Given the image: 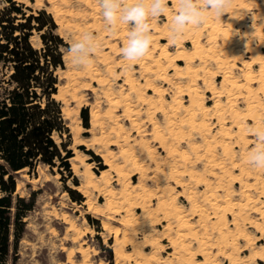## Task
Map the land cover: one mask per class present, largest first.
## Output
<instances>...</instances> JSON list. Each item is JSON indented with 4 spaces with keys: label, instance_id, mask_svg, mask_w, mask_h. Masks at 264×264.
Returning a JSON list of instances; mask_svg holds the SVG:
<instances>
[{
    "label": "rangeland",
    "instance_id": "obj_1",
    "mask_svg": "<svg viewBox=\"0 0 264 264\" xmlns=\"http://www.w3.org/2000/svg\"><path fill=\"white\" fill-rule=\"evenodd\" d=\"M13 1L23 6L25 17L36 16L39 11H45L56 27L54 33L66 45L60 47L64 69L55 71L58 85L53 99L60 103L61 113L63 109L70 113L69 121L63 118L69 136L63 135L61 140L53 134L52 139L58 147L63 143L71 158L68 159L70 172L62 168L50 169L38 165L34 172L28 173V170H24L16 176L15 195L27 200L33 193L35 204L33 210L24 218L25 231L19 243L16 260L14 263L10 260L9 264H68V260H72L73 264H136L139 259L116 258L113 252L114 235L102 228V224L107 222L104 221L107 220L105 216H110L111 213L115 219H119L118 215L124 216L122 212L116 214L106 208L109 207L108 201L111 202L112 199L114 202L124 188L133 196L145 193L146 204L151 210L161 200L176 199L182 216L200 235L203 242L201 249L215 264H229L223 253L232 254L234 264H243L244 259L264 247V232L260 233L261 231L250 224H261L264 229V220L255 211V208L264 211V168L251 165L248 156L245 159V155L256 143L255 123L244 120V144L236 137L237 127L231 118L232 110L237 109L244 113L247 109L244 101L246 91L236 85L245 83V73L250 72L255 76L260 67L264 66V0H231L238 13L232 23H228L229 9L222 17L207 13L210 20L218 21L223 28H230L233 41H239L236 45L238 59L233 58L229 51L221 52L224 46L220 35L210 34V30L204 29L203 24L195 26V30L199 32L195 33L196 38L194 33L190 37L183 34L178 39L179 43L169 42L166 38L157 45L156 29L166 28L172 35V20L178 10V0H168L169 17L161 15L149 19L152 36L150 50L141 59L131 61L132 63H124L122 60L125 59L120 52L126 43L130 25L120 22L114 28L109 27L103 19L99 0ZM121 2L126 6L128 0ZM134 2L135 0L131 1ZM5 6L7 5L0 0V9ZM85 34L92 35V56L88 66L78 67L67 49ZM194 39L204 47V53L200 56L192 55ZM29 42L35 50L39 51L43 47L35 30L30 32ZM113 45L116 46L115 51L110 50ZM162 47H166L172 57L179 51L190 54L191 63L187 64L186 60L178 62L180 74H176L160 59L162 68L159 70L160 76L157 77L153 73L156 69L154 61L160 58L159 49ZM249 48L259 50L260 62L252 63ZM104 54L107 56L105 62L101 58ZM187 67L191 69L188 75ZM7 73L0 66V96H3L4 89L7 88L3 82ZM127 77L135 80L141 98L137 97V92L134 93L128 88ZM100 80H103V84ZM232 82H236V85H232ZM250 87L259 97L260 106L256 110L264 130V97L258 84L250 83ZM154 88L159 91L158 94L154 92ZM194 92L198 94L203 107L194 109V120L191 122L196 120L194 124H197L204 120L203 131L194 129L190 124H180V120L188 119L184 110L189 105L186 94ZM111 100L118 101V105L112 106ZM217 104L219 107L216 109ZM125 108L130 109L129 116L123 115ZM81 109L88 111L87 128L84 127ZM94 113L98 115V122L95 124L92 122ZM133 121L142 125L146 135L137 132ZM155 127L167 146L174 150L172 154L158 148V143L149 135ZM178 128H181L179 136L172 138L169 129L177 132ZM117 136L120 142L115 141ZM125 137L129 138L128 144L122 140ZM93 138L103 141L92 143ZM141 142L145 145L144 149L140 148ZM81 143L86 146L79 145ZM224 146L230 149L228 156L222 150ZM147 148L152 156L146 155ZM207 150L209 154L206 153ZM105 152H111L118 165L122 166L125 177L123 184L116 182L115 174L109 172L105 180L98 182L99 189H83L85 181L82 173L86 167H91L96 179H99L102 171L108 169L100 157ZM121 152H127L129 160L121 159ZM61 153L62 156L65 155L62 150ZM181 154H184L183 159ZM74 158L82 159L83 162L74 161ZM138 168L142 170L143 177ZM204 181L210 184V189H206ZM106 188H112V192L116 194L113 197L107 195ZM164 188H168L170 192L167 194ZM74 199L81 202H74ZM226 201L230 202V206H246L242 211L237 206L232 207V212L226 211L223 221L225 226L220 224L218 227L210 204L215 202L223 206ZM86 202L96 209L89 212L88 205L84 204ZM135 214L139 216L140 210H136ZM89 218L96 222L91 223ZM113 224L121 229L117 223ZM235 224L248 233L251 240L249 243L236 234ZM71 225H74L73 230H70ZM168 225L172 226L173 231L164 234ZM175 225V219L166 218L161 212H156L150 224H145L134 232L137 242L152 240L162 246L155 252L152 247H145L148 256L154 253L152 264H160L163 260H171L176 264L169 244V238H175ZM152 231L156 233L153 234ZM151 233L153 237L150 236ZM220 233H228L230 236L233 234L235 250H231L228 245H218ZM183 242L190 245L192 253L199 254L198 243L190 238ZM79 250L85 251L87 257L77 254ZM130 251L131 248H128V252ZM197 262L202 263L203 257L197 255ZM246 264L253 263L251 261Z\"/></svg>",
    "mask_w": 264,
    "mask_h": 264
},
{
    "label": "trees",
    "instance_id": "obj_2",
    "mask_svg": "<svg viewBox=\"0 0 264 264\" xmlns=\"http://www.w3.org/2000/svg\"><path fill=\"white\" fill-rule=\"evenodd\" d=\"M2 1L7 6L0 9V66L8 73L3 81L7 88L0 96V264H9L16 260L24 218L35 204L33 193L27 200L15 195L16 176L24 170L34 172L38 165L70 172L71 154L52 139L53 134L61 140L69 136L60 103L53 99L58 85L55 71L64 69L60 47L66 45L45 11L25 17L22 5ZM32 30L43 44L39 51L29 42ZM80 114L87 128V109Z\"/></svg>",
    "mask_w": 264,
    "mask_h": 264
},
{
    "label": "bare ground",
    "instance_id": "obj_3",
    "mask_svg": "<svg viewBox=\"0 0 264 264\" xmlns=\"http://www.w3.org/2000/svg\"><path fill=\"white\" fill-rule=\"evenodd\" d=\"M131 1L132 0H128V2L126 3V6L129 4H132ZM228 9L230 10V17L228 18V23H232V22H234L235 17L237 16L238 13H237L236 8L232 4L230 5V7ZM238 12H239V10H238ZM163 15L166 17H169L168 11H166ZM206 15H207V18H206L205 22L203 23L204 29H209L211 33L210 32H208V33H210V34L220 35L223 46H224V48H222V50H220V51L225 52V53L229 51L230 55H232L233 58L238 59L239 56L237 54L238 51H237L236 45L239 41H237V42L233 41L230 28H228V27L223 28L219 24L218 21H216V20L212 21L208 18V14H206ZM230 25H232V24H230ZM197 32H198V30H195V26L189 25L184 30L183 34L189 35V37H190L194 33L195 37L194 36L193 37L196 38L195 33H197ZM155 33L158 35L155 38L157 45L162 39L167 38V40L169 42L172 41V35L170 34V32H168L166 30V28L165 29H159V30L156 29ZM179 42H178V40H176V43H179ZM192 48H193V52H192L193 54L192 55L200 56V54L204 53V47L201 46L199 41H197L196 39H194V41H192ZM110 50L115 51L116 46H114V45L110 46ZM248 50H249V53L251 54L250 55L252 58L251 60H253L252 63L253 62L256 63V61L260 62L259 50L254 49V48L253 49L249 48ZM202 56L204 57L205 54H203ZM159 57L160 58H158L154 61V65H155L156 69L153 70V73H155L157 75V77L160 76L159 70L162 68V64H161L160 59H163L168 64V66L171 67L172 71H174V73H176V74H180V65L178 64V62H182V61L186 60L187 64L191 63L190 54H187L184 51H179L178 54H176L175 56L173 55V57H172L171 53H169V51L166 47H162L159 49ZM101 58H102V61L105 62L107 60L106 54L102 55ZM122 61H124V63L131 62V61H127V60H122ZM85 66H88V64ZM189 70H191V69L189 67H187L186 68V74L187 75L190 73ZM244 78H245L244 84L236 85V82H232V85H236L238 88H242V89H244V91H246V95L244 94L245 95L244 101L247 103V109L244 113L239 112L237 109L232 110L231 111V118L234 120V123L237 127L236 137L239 139V141H241L245 144L246 143V137L243 134V132H244V127H243L244 120L253 121L255 123V125H254L255 131L263 129V126L259 120L258 112L256 110V107L260 106V102L258 100L259 97H258L256 91L254 92L253 90H251L250 83L258 84L259 90L262 92V95L264 97V88H263L264 87V66L262 65L260 67V70L258 71L257 75L253 76V75H251L250 72H247L244 74ZM100 82H101V84H103V80H100ZM148 83H147V85H150ZM126 85L128 86V88L132 92L138 93V96H137L138 98L142 97L140 92H138L136 89L137 86L135 84V80L127 77L126 78ZM157 89L154 88V92L158 94L159 91ZM186 96L188 97L189 105L187 108L185 107L184 110L188 114V119L185 120L183 118L184 120H180V124H181V126H183L184 124H190V126H192L194 129H196L198 131H203L204 123H205L204 120H201V122H198L197 124L195 123L196 125L194 124V122H196V120L194 122H191L194 120V113H193L194 109L195 108L201 109L203 107V103L201 102V100H200V98L196 92L187 93ZM110 104L112 106H117L118 101L111 100ZM215 107L217 109L219 107V105L215 106ZM127 109L123 110L124 116H129V114H130V111H129L130 109L129 110H127ZM62 116H63L64 120H66V121H69L71 118L70 113L66 109L62 110ZM92 122L94 124L98 122V115H96L95 113L92 116ZM132 124L136 128V130L139 134L141 132H143V134H144V130H142V125L140 126L139 124H136L134 121L132 122ZM179 129L181 130V128H178L177 132H174V130L169 129L170 136L172 138L178 137L179 133H180ZM181 134H183V132ZM144 135H146V134H144ZM149 135L152 137V139H154L158 143V148H161L163 151H167V154H172L174 152V150L170 146H167L163 136L156 129V127L154 128L153 132L150 133ZM118 137L119 136H117V139L115 140L116 142L121 141V140H119ZM101 140L102 139H100V138L99 139L93 138L92 143L97 142V141H101ZM122 140L124 143H127V144L129 142L128 137H125ZM79 145H85V144L81 143ZM140 148H142V149L145 148V145L143 144V142H141ZM192 149L194 151L195 148L192 146ZM222 150L225 153V155L227 154V156H228V154H230L229 153L230 149L228 150V146H224L222 148ZM208 152L209 151L207 150L206 153L209 154L210 152L209 153ZM146 155L152 156L151 151H149V148L146 149ZM247 156H248V154L245 155V159L247 158ZM100 157L104 161L103 165L106 166L108 169L105 171H102L101 175L99 176V179L98 178L96 179L95 176L93 175L92 171H91V167L90 168L86 167L82 173V177L85 181V187L83 189H86L88 187H91V188L93 187L92 189H99L98 182L101 179L105 180L107 178V176H109V172H113L115 174V181L116 182L123 184L125 177L123 175V171L121 168L122 166L118 165V163L116 162V158H114V155L111 152H107V153L105 152V154L100 155ZM120 158L125 159V160H129L130 156L127 154V152H121ZM181 158L182 159L184 158V154H181ZM185 158H186V156H185ZM78 159L79 158H74V161H80L81 163L83 162L82 159H79V160ZM138 171L140 174H142V176L141 175L140 176L143 177L142 170L138 168ZM177 182L179 183V180ZM204 183H205V181H204ZM205 186H206V189L211 188L209 183H205ZM247 186L249 187V185H246V187ZM106 189L105 190H106L107 195L113 197L114 194H116V193L112 192V188L111 189L106 188ZM163 190L167 194L170 192V190L168 188H164ZM84 191H86V190H84ZM262 195L264 196V190L262 191ZM145 196H146L145 193H144V195L143 194H140V195L135 194L133 196L131 193L127 192L126 189L124 188L123 190H121L118 193V198L115 199L114 202L112 201V199H111V202H110V200L108 201L109 207H106V208L109 211L115 212L116 214L121 213V212H122V214L124 213V216L120 217V215H118L119 219H115V218H113L114 216L112 217L113 213L110 212L111 213L110 216H105V217H107L106 218L107 220H104V221H107V222H104L102 224L103 230L111 232L114 235L113 252H114V254L118 260H132V259L136 258V259H139V260H137L139 262L136 261L137 262L136 264H152L151 260L153 258L154 253L152 252V254L150 256H148L145 253V247L150 246V247H152V249L155 252L158 249H161L162 246L160 245V243L153 242L152 240L151 241L150 240H144L142 243H139L135 240L134 232L137 229L144 227L145 224H150L153 220V214L154 213L161 212L164 215V217L173 218L176 221V225L174 227L175 238H172V237L169 238V244H170V247L173 249V257H175V259H176V264H215L214 262L209 260V258H208L209 256L207 257V254H205V251L203 249H201L202 245H203L202 239H201L200 235L198 234V232L194 230V228L190 224V222L187 219H184V217L182 216V212L180 211V208L177 206L176 199L168 198V199L161 200L157 203L156 207L154 209L152 208L153 210H151L148 207V205L146 204ZM206 199L208 200V197H206ZM247 200H249V199H247ZM84 204L88 205L87 207H88L89 212L96 209L90 203L86 202ZM210 206L212 207L213 215L216 217V220H217L216 225L218 226L220 224L224 225L223 221L225 218L224 216H225L226 211L231 210L232 207H235V206H237L239 208V210L242 211L243 207H245L246 205L242 206L241 204H238V205L233 204V206H230V202L226 201L223 206H220V205L216 204L215 202H211ZM193 209H195V208H193ZM136 210H140L139 216L135 214ZM96 211H94V212H96ZM255 211L264 220V211H262L259 208H257V209L255 208ZM231 212H232V210H231ZM107 213H108V211H107ZM243 217L246 218L245 216H243ZM240 218H242V217H240ZM213 219H214V217H213ZM65 223L67 224V219H66ZM113 223H115V224L117 223V225H119L121 227V229L119 227H114ZM250 224L252 227L256 228V230H258L259 232L261 231L260 233L264 232V229L261 227L262 226L261 224H260L261 226L255 222H251ZM213 225L215 226V224H213ZM171 227H172L171 225H168L164 229V234L169 233L171 230L173 231V229ZM73 229H74V225H71L70 230H73ZM235 230L237 231L236 234L239 235L240 237H242L243 240L247 241L248 243L251 241L248 233L240 230L237 224H235ZM220 232H222V231H220ZM152 233L155 234L156 232L152 231ZM152 233L150 234L151 237L154 236V235H152ZM218 233H219V231H218ZM228 233L227 234L220 233L221 235H218V236H220L218 238L219 239L218 245H222V246L224 245V247L226 245H228L229 247L232 248V249L230 248L231 250H235L236 244L234 242L235 239L232 237L233 234H231V236H230V235H228ZM230 237L232 239H230ZM186 238H190L195 243H198L197 249H198L199 254H197V255L199 257H203L202 263L197 262V255L191 252V250L189 248L190 245L183 242V240ZM128 248H131L130 252H128ZM222 251H224V250H222ZM194 252L196 253V251H194ZM71 254L72 253H70V255ZM77 254L81 255L84 258L87 257L86 252L83 250L77 251ZM223 254L225 255L226 259L229 260V264H234V261L232 260V254H227V253H223ZM251 261L253 264H258V262H264V247H260L259 250H256L255 252H253V254H251L249 258L244 259L243 264H246V263L251 262ZM67 263L73 264V261L68 260ZM160 264H174V263L171 260L170 261L169 260H163Z\"/></svg>",
    "mask_w": 264,
    "mask_h": 264
},
{
    "label": "clouds",
    "instance_id": "obj_4",
    "mask_svg": "<svg viewBox=\"0 0 264 264\" xmlns=\"http://www.w3.org/2000/svg\"><path fill=\"white\" fill-rule=\"evenodd\" d=\"M103 19L114 28L123 22L130 25L126 43L120 52L123 59L137 61L144 57L152 44L150 18L163 15L168 8V0H135L125 6L121 0H99ZM231 0H178V10L172 20V42L175 43L189 25L200 26L211 12L216 17L227 13ZM91 34L69 45L67 52L78 67L87 65L92 56ZM255 145L248 153V162L257 168H264V130L254 133Z\"/></svg>",
    "mask_w": 264,
    "mask_h": 264
}]
</instances>
